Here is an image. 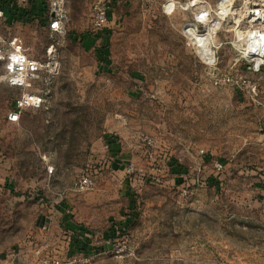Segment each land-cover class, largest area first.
<instances>
[{"label": "rangeland", "instance_id": "374dc122", "mask_svg": "<svg viewBox=\"0 0 264 264\" xmlns=\"http://www.w3.org/2000/svg\"><path fill=\"white\" fill-rule=\"evenodd\" d=\"M93 1L13 3L0 21L52 71L33 84L44 106L13 123L20 90L0 61V264H264V64L241 58L232 31L262 23L242 14L246 0H231L235 13L218 0H118L95 32ZM207 14L218 28L195 47L188 31L203 33Z\"/></svg>", "mask_w": 264, "mask_h": 264}, {"label": "built area", "instance_id": "2783aa9c", "mask_svg": "<svg viewBox=\"0 0 264 264\" xmlns=\"http://www.w3.org/2000/svg\"><path fill=\"white\" fill-rule=\"evenodd\" d=\"M9 3H17L26 5L32 2L33 0H8ZM118 0H94L91 5V28L93 31H99L106 28L108 24V19L112 13V7L114 3ZM254 0H246L244 5L240 7L242 9V14L246 15V4H253ZM55 4L56 2L52 3ZM50 14V17L47 21V25L50 31L58 32L62 28V20L65 17L63 12L59 8H55ZM257 10L262 9L261 5L258 7H252ZM4 10L0 7V21L4 17ZM252 16V14H250ZM249 18V17H248ZM252 18V17H251ZM249 18V20L251 19ZM251 24V23H250ZM254 44V43H253ZM236 48L240 53L241 58L246 61L252 62L253 65L260 66L264 64V53L257 52L252 54V51L248 49L247 44L240 43L237 41ZM251 46V45H250ZM264 51V45H263ZM254 57H260V60L255 63ZM206 59H211L210 54L205 55ZM0 61L3 62L4 66V78L7 84L15 89H19L20 93L14 98L13 106L11 110L7 113V119L10 122L16 123L19 121L20 114L23 110L27 108L39 109L44 106L45 96L42 91L33 87V84L40 80L43 74L52 72L50 70V61L47 58V61H40L37 58L28 55L22 43V40L19 36L13 35L9 38H4L0 33ZM214 166L217 169L222 168V165L219 161L214 163ZM78 186L81 189H85L93 184V180L88 173L83 174L77 182ZM185 192V191H184ZM186 193V192H185ZM264 199V198H263ZM64 212H68L67 209ZM39 231L45 232L49 229L48 223L43 222L42 225L38 228ZM49 247L48 244L45 246L34 247V254L41 258V253L44 248ZM122 249H117L112 247L111 249H106L104 253H118ZM42 261L46 264H84L86 262L85 258L78 257H50L46 259L42 257Z\"/></svg>", "mask_w": 264, "mask_h": 264}, {"label": "bare ground", "instance_id": "6f19581e", "mask_svg": "<svg viewBox=\"0 0 264 264\" xmlns=\"http://www.w3.org/2000/svg\"><path fill=\"white\" fill-rule=\"evenodd\" d=\"M260 3L258 2H253L252 5L246 4V14L247 17L251 18L249 20L250 25H253L254 22L258 21L257 24H261L262 28H259L258 26H253L252 28H249L245 32L239 30V20H237L236 26H233L234 35L235 38L238 40V42H242L247 44L248 49L252 51V54H256L257 52H261V54L264 53L263 51V45H264V0H259ZM200 3V0H190V2H187V7L189 5L195 6ZM245 3V2H244ZM262 9L257 10L255 12V9H252V7H258L260 6ZM185 6V5H184ZM201 6V5H199ZM218 6L222 9H227L229 8L232 13H235L233 11V5L231 4V0H218ZM200 11H206L205 8L199 9ZM208 13V12H207ZM252 14V16L250 15ZM205 18H203V24L205 26V31L201 34L195 32L196 28L191 27L190 30L188 31L191 35L190 38L193 41L195 47L203 48L204 46L208 45V38L210 36H214L216 29L218 28V17H212L210 18V15L207 14ZM221 24V23H219ZM201 32V31H200ZM254 43V44H253ZM251 45V46H250ZM209 47V46H208ZM213 58V57H211ZM255 58V63L258 64L260 57H254ZM211 60V59H209Z\"/></svg>", "mask_w": 264, "mask_h": 264}, {"label": "trees", "instance_id": "16d2710c", "mask_svg": "<svg viewBox=\"0 0 264 264\" xmlns=\"http://www.w3.org/2000/svg\"><path fill=\"white\" fill-rule=\"evenodd\" d=\"M11 4L9 3L8 0H0V7L4 10V13L6 12V7ZM105 142L107 144V146L109 147V150L112 152V153H115L116 151H118V147L116 145V138L115 137H108L106 136L105 137ZM65 209H63L64 211ZM65 213V212H64ZM83 247V243H82V246L81 248Z\"/></svg>", "mask_w": 264, "mask_h": 264}, {"label": "crops", "instance_id": "0c3cea01", "mask_svg": "<svg viewBox=\"0 0 264 264\" xmlns=\"http://www.w3.org/2000/svg\"><path fill=\"white\" fill-rule=\"evenodd\" d=\"M194 153H191L190 155H193ZM263 193H264V190H263ZM125 223V222H124ZM198 264H202V262L201 263H198Z\"/></svg>", "mask_w": 264, "mask_h": 264}]
</instances>
